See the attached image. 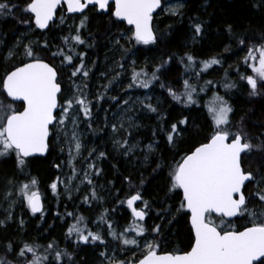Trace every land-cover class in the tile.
Listing matches in <instances>:
<instances>
[{
    "label": "snow or ice",
    "instance_id": "6c2138e0",
    "mask_svg": "<svg viewBox=\"0 0 264 264\" xmlns=\"http://www.w3.org/2000/svg\"><path fill=\"white\" fill-rule=\"evenodd\" d=\"M182 7V4L176 7L164 6L163 0H25L23 7H19L12 0H0V16L13 15V10L17 9L26 14L20 23L34 25L30 27V31L40 30L43 33L45 30L51 31L53 26L64 24L69 17L64 14L58 17V10L66 14H81L79 25L74 29L69 28V35L62 37V46H57L55 51H51L47 40L42 43L31 40L23 43L18 40L9 50L5 59L18 57L20 62L6 69L3 77H0V93H6L5 99L10 98L8 102L0 100V159L14 157L16 167L23 172L28 158L45 156L49 153L53 141L63 140L68 145V165L72 168V175L67 181L58 176L49 187L54 196H59V185L63 184L65 193L69 194L68 198L71 199L70 193L73 189L69 184L80 176L72 161L81 155L83 147L76 129L81 116L84 120L92 121L93 102L85 91L87 83L76 84L73 80L74 91L70 90L72 94L65 95L60 73L64 68L71 67L70 77H83L85 80L89 77L91 69L85 64L87 54L77 53L75 50L78 45L92 46L81 35V29L86 28L89 19L87 11H93L100 16L106 15L112 26L126 22L131 26L126 30L131 34L126 37L129 42L150 45L155 44L158 39L153 26L154 13L159 9L175 16L180 14ZM192 29L195 39L202 35L204 25L194 22ZM228 32L234 35L231 25L228 26ZM121 36L124 37V33H121ZM115 43L119 45L120 40ZM237 44L241 51L246 50L241 60L245 72L240 73V69H236L240 73V81L247 86L250 96L264 95V38L259 42L249 43L246 38L239 37ZM38 49L49 51V58L45 60L41 57ZM225 51H229V48L226 47ZM77 56L79 63L75 64ZM57 58L60 60L59 65L55 63ZM171 59L172 57H169L164 63L170 62ZM132 63L135 65V61ZM181 63L185 64L186 71H191L196 77L214 65L222 67L220 57L198 62L190 54L181 58ZM198 64L201 66L199 70ZM163 66L164 64H161L151 73L146 68L137 71L133 67L127 89L149 88L153 81L160 79L157 73ZM118 67L123 69L124 65L118 63ZM225 74L227 76V72ZM119 75L117 73L103 86L105 92ZM213 83L207 81L206 85ZM160 86L167 87L168 94L185 107L198 104V100L194 98L198 95L197 89L189 79L183 81V91L179 93L163 83ZM224 87L230 90L237 85L226 82ZM205 90L201 88L200 92ZM103 99V94H97V102ZM110 99L114 102L118 100L115 96ZM145 99L150 100L151 97ZM17 101L22 102L20 107L15 105L14 102ZM123 103L128 104L129 100L124 99ZM141 104L148 111L157 112V108L151 103L145 104L141 101ZM206 107L211 117V131L190 144L182 154L175 153L179 158L174 156L168 172L167 191L180 197L174 212L187 215L190 223L192 239L188 249L161 253V241L158 237L162 234V224H154L151 229L144 226L142 222L151 211V205L144 200L141 192L136 190L125 200L119 201L121 205L126 204L131 213V222L127 227L120 232L115 231L108 209L100 214L96 224L98 228L104 225L107 235L118 241L123 250L138 249L140 258L135 257L134 251L133 257L127 260L119 259L115 250L112 255L107 251L101 252L100 255L108 264H264V173L259 170L253 172L245 167L246 158L259 146L252 143V138L243 127L233 130L230 115L234 109L223 96L213 93ZM188 123L185 117L177 123H172L170 128L161 129L166 131V141L171 148H176L177 141L181 139L183 132L187 131ZM111 128L113 133H118L124 129V125L112 124ZM115 143L125 148V155L133 151V146L129 145L126 139L117 140ZM147 148L149 152L153 151L152 144ZM92 152H95V149ZM92 152H89V157ZM104 156L105 153L100 152L98 158ZM147 159L148 156L145 155V160ZM55 167L60 169L61 165L57 164ZM161 167L157 164L154 171ZM100 172L94 163H89L80 183L93 185L91 176L100 175ZM129 183L131 184V180ZM8 184L11 188L3 193V199L9 201V209L17 199H21L33 215L40 213L41 217L43 216L42 195L35 177L26 183L17 185L9 181ZM249 185H254L251 192H248ZM99 199L93 186L92 191L83 197L82 203L90 204L91 201ZM253 200L259 203L260 209L251 207ZM137 202L143 206H139ZM111 211L114 212L115 209ZM64 215L75 218V223L68 227L67 238L75 235L77 244L97 241L100 244L106 243L104 235L100 231H92L83 216H76L73 212H65ZM156 215L161 218L164 215H173V206L169 205ZM239 218H247L248 223L239 225ZM6 219H11L10 212ZM4 223V220H0V225ZM23 223L21 220V226ZM130 233L135 235L130 236ZM4 249L5 254L0 256V264H17V261L19 264H62L65 257L71 260V254L66 249H60L55 241H50L46 246L35 241H24L17 246L9 241ZM8 254H12L16 259L9 260Z\"/></svg>",
    "mask_w": 264,
    "mask_h": 264
},
{
    "label": "trees",
    "instance_id": "16d2710c",
    "mask_svg": "<svg viewBox=\"0 0 264 264\" xmlns=\"http://www.w3.org/2000/svg\"><path fill=\"white\" fill-rule=\"evenodd\" d=\"M19 7H23L25 0H12ZM169 3H180L183 7L180 14L174 16L162 15L161 11L153 20V26L158 37L155 44L143 45L135 41L129 42L121 36V33H128L129 28L124 24L118 23L112 26L108 22V17L97 15L93 11H87L89 17L87 26L81 29L82 37L91 44L76 46V52H85V64L91 69L89 77L85 80L83 77H70L71 67H66L60 73L62 80V89L65 95H71L73 90L72 81L76 84L87 83L85 91L89 94V99L93 102V119L91 122L84 120L81 116V122L84 124V130L87 133L85 145L92 152L89 163H94L96 168L101 170L100 175H92L93 185H88L84 192L92 187H102L105 196L108 197L107 209L112 221L117 226L127 227L131 222V214L126 204L121 205L120 200L134 191L139 190L144 200L151 205V211L142 222L145 227L151 229L154 224H162V234L158 239L161 241V253L178 252L188 249L192 239L190 234V223L188 216L185 214H175L174 207L178 205L180 197L175 193H168V172L169 165L173 163L175 153L183 151L192 143L207 135L211 131V117L208 114L206 104L211 99L213 93L223 96L233 107L234 111L230 115L235 131L239 127L248 133L252 138V143L259 147L254 148L251 155L246 158L245 167L251 171L264 173V95L250 96L247 86L240 81V73L245 72L241 60L245 51H241L237 44V38L244 37L249 43L259 42L264 38V0H163V5ZM64 14L58 10L59 15ZM24 13L13 10V15L0 16V77H3L5 70L18 64L19 58L11 60L5 59L8 52L12 49L18 40L23 43L31 41L43 42L47 40L51 46V51H55L57 46H62V37L69 35V28L74 29L80 23L81 16L75 18L69 17L62 25L53 26L51 31L40 30L30 31V27L20 23L25 18ZM67 16V15H66ZM68 17V16H67ZM200 22L204 25L201 36L197 37L196 42L192 43L194 31L192 24ZM231 25L234 35L228 32V26ZM120 40V44L115 43ZM121 45L123 47H121ZM229 51H225V48ZM124 49H127L125 51ZM38 54L47 60L50 52L39 50ZM190 54L196 60L203 61L211 57H220L222 67L214 65L207 71L201 72L196 77L191 71L185 70V64L181 63V58ZM172 57L171 61H168ZM131 60L135 65H131ZM59 65L60 60H55ZM75 64L79 63V57L74 60ZM115 65L110 67V65ZM122 63L124 68L118 67ZM160 68L157 75L158 81H153L149 88L134 87L127 89L131 81L132 68L137 71L141 68L151 73L156 67ZM201 66L197 65V70ZM240 69V73L236 69ZM227 72V76L226 73ZM119 73L110 88L105 92L104 85L108 84ZM104 74V75H102ZM189 79L196 89L198 95L197 105L185 107L184 104L175 101L167 91V87L162 88L161 83L172 87L178 93L183 91V81ZM207 81H213V85H206ZM235 83L237 87L226 90L225 83ZM123 84V93L129 94L138 92L144 93L150 91L152 98L151 103L157 108V112L148 111L143 104L140 105L144 115L141 116V127L137 133L128 134L127 141L137 137L142 139L143 143H154L155 152L148 164V168L136 170L126 162H122L112 155L110 144L108 143L109 131L107 128L115 111V105L119 103L120 98L115 94V86ZM121 86V85H120ZM205 88L204 92H200ZM97 94H103L104 99L97 102ZM117 97L113 101L110 97ZM0 100H5V94L0 93ZM20 107L21 104H16ZM187 117L189 123L186 126L187 131L183 132L181 139L177 141L176 148H171L166 141V131L161 129L170 128L172 123ZM90 123V126H89ZM107 125V126H106ZM155 132V135L153 133ZM55 145L53 141L49 153L45 158L34 157L28 159L27 166L21 172L15 165L14 157L0 159V220L5 223L0 225V256L5 254L4 246L11 241L14 245L19 246L21 242H37L46 246L50 241H55L60 249H66L71 254V260L65 257L62 264H96L101 253V244L89 242L76 243V236L66 237L68 227L75 223L74 217H68L65 212H73L76 216H83L92 231L106 227L100 225L97 227V220L102 213L99 206L93 201L90 204L82 203L83 195H72L68 197L54 196L49 185L59 176L64 179L66 176L64 168L66 167L65 151ZM105 153L103 158H98L99 153ZM96 154V155H95ZM178 159V156H175ZM61 165L57 169L55 165ZM157 164L162 167L156 171ZM88 167V165H87ZM76 168V166H75ZM72 168L67 173L68 176ZM32 177L39 182V191L42 195L44 214L34 216L26 207L13 211L10 222L5 219L4 214L6 203L3 199V193L11 188L8 184L13 181L14 184L26 183ZM131 180V184L129 183ZM141 180L143 185L141 186ZM254 189V185L248 186V192ZM14 190V189H13ZM169 205L173 206V215H164L162 218L156 215L162 212V209ZM142 207V204L139 203ZM251 207L260 209V205L253 200ZM115 209V211H111ZM59 213V215H57ZM174 217V218H173ZM23 220V226L20 221ZM237 223L241 226L248 223L247 218H239ZM135 233H133V236ZM139 239V238H138ZM43 249H41V252ZM31 254H29V257ZM140 257H137L139 259ZM9 260L16 259L12 254H8ZM51 259V257H50ZM19 264V261H17Z\"/></svg>",
    "mask_w": 264,
    "mask_h": 264
},
{
    "label": "rangeland",
    "instance_id": "374dc122",
    "mask_svg": "<svg viewBox=\"0 0 264 264\" xmlns=\"http://www.w3.org/2000/svg\"><path fill=\"white\" fill-rule=\"evenodd\" d=\"M178 5H181V4L180 3H169V5H166V6L176 7ZM161 12H162L161 14L165 16L172 15L168 11H161ZM130 35H131L130 33H125V36L123 38L127 40L126 37ZM196 40H197V37H195L194 39V36H193L192 43L196 42ZM132 62L133 61L131 60V65H133ZM114 65L115 63H113V65H110V67L113 68ZM78 84H81L80 81L78 82ZM123 86H124L123 84H119V83L118 85L115 86V90H116L115 94L120 98V101L119 103L115 105L114 114L112 116V119L109 120L111 121V123L109 124V127L107 128V130L109 131L108 143L110 144V151L112 155L116 157V159L118 158L122 162H126L128 165L130 164V166L133 168L135 167L136 170L146 169L148 168V164L151 161L153 153L155 152V149H156V145L154 143H152L153 151L149 152L147 146L151 143H143L142 139L139 140L137 137L130 139L128 140V144L133 146V151L125 155V148H122L119 145H117L115 141L117 140L123 141L124 138L128 136V134H133V133L138 132V130L141 127V120H142L141 116L144 115V111H142L140 107L141 101H144V103L147 101H150V100L145 99V97L152 98L153 95H151L150 91H146L144 93L138 92L137 94H134V93L124 94L123 88H122ZM126 86L127 85L125 84V87ZM124 99H128L129 103L124 104L123 103ZM121 123H123L124 129H121L118 133H113L111 125L112 124L119 125ZM76 131L79 134V138H80V141L83 147L81 150V155L77 157L75 160H73L72 164L76 166V169L80 173V176H79V179H73L71 181V184H69V187L73 189L70 195L71 194L80 195L82 198L83 195L87 194L88 191L90 192L92 191V189H89L88 191L86 190L84 192L85 187H86V182L83 184L80 183V180L83 179V172L88 170L87 165L89 164L90 161L87 160V158H88L89 152H91L92 150L87 145H85L87 133L84 130V124L81 121ZM55 145L61 147L65 151V158H66L67 165L64 168V170H65L66 176L62 180L67 181L72 175V172H70L69 176L67 174L71 168L68 165V160H69L68 145L64 143L63 140L55 141ZM125 147H127V145ZM145 155L148 156L147 160H145ZM64 188L65 186L63 184L59 185V196L68 197L69 194L65 193ZM77 188L78 190H76ZM95 191L100 197V199L93 200V202L97 204V206H99L100 210L103 212L105 209H107V205L109 204L108 197L105 196V191L102 187L96 186ZM4 202L6 203V206L4 208V214H7L6 217H8L9 212L11 214V219H6L5 217V219L7 220V223L13 220L12 219L13 211H16L18 209L25 208V207L27 208L26 203L23 202L21 199H17V202L12 205L11 209H9V201L4 199ZM112 224L114 226V230L117 232H120L124 229V227H122L121 225L120 226L115 225L113 221H112ZM98 231H100L104 235V239L106 241L105 244H101V249H100L101 252L107 251L109 255H112L113 251L115 250V255L119 259L127 260L133 257V251H134L135 257L136 258L140 257V252L138 249H133V251H125L121 248L118 241L113 240V238L110 235H107V231H105V234L103 233L102 228L101 229L99 228ZM129 235L133 236V233H130ZM95 263L96 264H108L105 258L102 257L101 255H99V258Z\"/></svg>",
    "mask_w": 264,
    "mask_h": 264
},
{
    "label": "water",
    "instance_id": "95a60500",
    "mask_svg": "<svg viewBox=\"0 0 264 264\" xmlns=\"http://www.w3.org/2000/svg\"><path fill=\"white\" fill-rule=\"evenodd\" d=\"M160 10L158 9L157 10V13H154V19H155V17L158 15V12H159ZM66 14V13H65ZM76 14H79V13H76ZM66 15H75V14H66ZM153 19V20H154ZM121 23H124V25L125 26H128L129 28L131 27V26H129V25H127L126 24V22H121ZM46 31V30H45ZM5 94V97H6V93H4ZM7 100H10V98H7ZM14 103H16V104H22V102H19V101H17V102H14ZM34 157H38V158H45L46 157V155L45 156H40V155H36V156H34ZM34 157H30V158H28V159H32V158H34ZM42 202H43V200H42ZM138 204L140 203V202H137ZM130 211V210H129ZM131 214V213H130ZM37 215H40V213H37V214H35L34 216H37Z\"/></svg>",
    "mask_w": 264,
    "mask_h": 264
},
{
    "label": "flooded vegetation",
    "instance_id": "af4514ba",
    "mask_svg": "<svg viewBox=\"0 0 264 264\" xmlns=\"http://www.w3.org/2000/svg\"><path fill=\"white\" fill-rule=\"evenodd\" d=\"M66 15V14H65ZM68 17H72V18H75V16H81V14H75V15H67ZM120 24H124V23H121V22H119ZM139 205V204H138Z\"/></svg>",
    "mask_w": 264,
    "mask_h": 264
},
{
    "label": "bare ground",
    "instance_id": "6f19581e",
    "mask_svg": "<svg viewBox=\"0 0 264 264\" xmlns=\"http://www.w3.org/2000/svg\"><path fill=\"white\" fill-rule=\"evenodd\" d=\"M127 207V206H126Z\"/></svg>",
    "mask_w": 264,
    "mask_h": 264
}]
</instances>
